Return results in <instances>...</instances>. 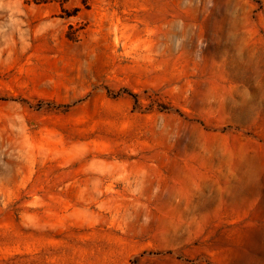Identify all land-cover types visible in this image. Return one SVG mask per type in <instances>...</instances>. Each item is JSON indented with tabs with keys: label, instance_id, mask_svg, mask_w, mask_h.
Segmentation results:
<instances>
[{
	"label": "rangeland",
	"instance_id": "374dc122",
	"mask_svg": "<svg viewBox=\"0 0 264 264\" xmlns=\"http://www.w3.org/2000/svg\"><path fill=\"white\" fill-rule=\"evenodd\" d=\"M0 264H264V0H0Z\"/></svg>",
	"mask_w": 264,
	"mask_h": 264
}]
</instances>
